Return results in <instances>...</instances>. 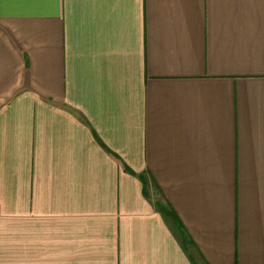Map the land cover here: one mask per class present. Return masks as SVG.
I'll return each instance as SVG.
<instances>
[{
    "label": "crops",
    "instance_id": "crops-1",
    "mask_svg": "<svg viewBox=\"0 0 264 264\" xmlns=\"http://www.w3.org/2000/svg\"><path fill=\"white\" fill-rule=\"evenodd\" d=\"M0 264H264V0H0Z\"/></svg>",
    "mask_w": 264,
    "mask_h": 264
},
{
    "label": "trees",
    "instance_id": "trees-1",
    "mask_svg": "<svg viewBox=\"0 0 264 264\" xmlns=\"http://www.w3.org/2000/svg\"><path fill=\"white\" fill-rule=\"evenodd\" d=\"M125 168L128 172L130 173H135L129 166L125 165ZM142 177V176H141ZM143 182H144V189L146 191L147 189V180L146 178L143 176ZM157 207L159 209V211L167 218V219H171L177 222V218H176V214L174 213L173 209L169 206V205H165V204H161V203H157ZM178 231H180V233L182 235L185 236V229L184 227H181L180 225H178ZM183 244L184 246H186V239L184 238L183 240Z\"/></svg>",
    "mask_w": 264,
    "mask_h": 264
}]
</instances>
